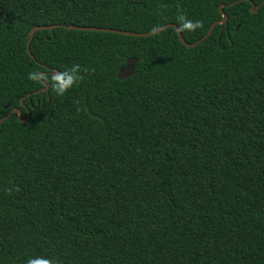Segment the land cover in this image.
<instances>
[{
  "label": "trees",
  "instance_id": "16d2710c",
  "mask_svg": "<svg viewBox=\"0 0 264 264\" xmlns=\"http://www.w3.org/2000/svg\"><path fill=\"white\" fill-rule=\"evenodd\" d=\"M250 2L0 0V119L28 116L0 123V264H264V4ZM220 5L227 24L193 48L173 28H56L26 50L52 25L174 24L194 44Z\"/></svg>",
  "mask_w": 264,
  "mask_h": 264
},
{
  "label": "water",
  "instance_id": "95a60500",
  "mask_svg": "<svg viewBox=\"0 0 264 264\" xmlns=\"http://www.w3.org/2000/svg\"><path fill=\"white\" fill-rule=\"evenodd\" d=\"M240 1H248V0H240ZM237 2H234L232 4H229V6H233L234 4H236ZM264 4V0L263 2L255 7L254 4L252 2H250V12L252 14H255L258 9ZM224 7V5H220L219 6V13L221 14V19L218 20V21H215L210 29L208 30V32L206 33L205 36L202 37L201 40H199L198 42L194 43V44H188L184 39L183 37L181 36L180 34V31L178 29V27L174 24H169V25H165L153 32H148V33H143V34H140V33H133V32H125V31H118V30H111V29H101V28H85V27H77V26H61V25H52V26H44V27H35V28H32L30 30V32L28 33V40H27V43H26V50L28 52V54L30 55V52H29V44L31 42V40L33 39V36L35 35V33L37 31H43V30H50L52 31L53 29H56V28H65V29H68V30H75V31H86V32H109V33H114V34H119V35H124V36H131V37H140V38H144V37H148V36H151V35H154V34H157V33H160L168 28H173L179 38V41L181 42V44L187 48H193V47H196L199 43H201L202 41L206 40L210 35L211 33L213 32V29L217 26V25H222V24H227V16L224 14L222 8ZM31 56V55H30ZM138 63V60L135 59V58H128L125 63H124V67L118 72L117 74V78L119 80H126L127 78L131 77L133 72H134V67L135 65ZM44 75L43 73L39 75V78H41V76ZM59 76V73H55V77H58ZM44 87L39 91V92H35L34 94H37V93H41L42 96H44L46 94V92L48 91V85L46 83H43ZM29 96V95H28ZM23 100H21V105L24 107L23 103H22ZM7 108V106H6ZM13 115H16L18 120L21 121V122H24L28 119V116L26 118V120H22L21 119V116H22V112L20 109H17V108H14V109H11L8 114L0 119V123L4 122L7 118L13 116Z\"/></svg>",
  "mask_w": 264,
  "mask_h": 264
},
{
  "label": "clouds",
  "instance_id": "9594fccd",
  "mask_svg": "<svg viewBox=\"0 0 264 264\" xmlns=\"http://www.w3.org/2000/svg\"><path fill=\"white\" fill-rule=\"evenodd\" d=\"M199 26V24L197 23V24H195V25H193V24H191V22H187V23H185V25H184V27L185 28H189V29H194L195 27H198ZM32 79H35L36 77H35V74H33V76L31 77ZM29 264H31V261L29 262Z\"/></svg>",
  "mask_w": 264,
  "mask_h": 264
}]
</instances>
